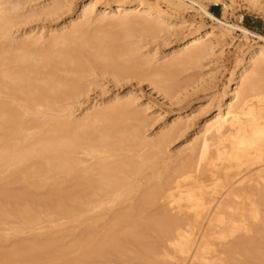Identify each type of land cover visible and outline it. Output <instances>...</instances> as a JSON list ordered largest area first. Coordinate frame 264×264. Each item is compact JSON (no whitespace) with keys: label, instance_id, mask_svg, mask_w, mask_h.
I'll return each mask as SVG.
<instances>
[{"label":"rangeland","instance_id":"obj_1","mask_svg":"<svg viewBox=\"0 0 264 264\" xmlns=\"http://www.w3.org/2000/svg\"><path fill=\"white\" fill-rule=\"evenodd\" d=\"M120 1L123 3L127 2V4L125 3V11L122 13L115 11V6ZM140 1H147L146 3L149 4L152 2L151 5L155 4L169 18L159 21L155 17L145 15L139 9H136V4ZM90 2H97V5L93 9L92 17L87 21L86 19H82L81 15L88 8L87 5ZM21 4L16 13L12 14L11 21H13L14 25H12L13 27H11L8 37L6 36L7 39L0 38V54L9 52L15 45L25 42V40L28 43H33L35 39L43 38L41 39V41L44 40L41 42L43 44L40 43L37 46H33L37 51L38 49L42 51L44 48L49 47L48 45L50 44L48 43H51V39L49 40V38L52 36L68 33L72 30L73 25L85 23L83 31H85L86 36L84 37L86 39L89 36L90 38H93V36L94 38H101L104 35H110L107 33L109 32L111 33L110 36H116L115 38L120 40L117 44L122 45L126 49L134 48L137 55L134 56V61H129L128 58L130 57L127 58L125 56L120 57V59L116 58L121 68L125 67L123 68L125 71L122 69V72L119 74L117 71L112 70L104 72L99 68H95L89 74H86L85 77L83 75L79 76V74L77 75L69 70L67 71L65 67L63 69L60 67L61 70L57 69L58 73L55 71L58 77L70 79L76 83L78 77L81 79L83 76L81 81H78L82 85L81 93L75 97H71L72 99L68 97V99L64 98L65 100L63 99L57 105L61 108L57 107L52 112L46 111L41 106L37 107L38 111L44 113V117L55 118V120H63L65 118L78 123L85 120L94 111L110 109L117 105L125 106V104L131 103V105H128L131 110L125 111L124 114L120 115V117H124L122 119L119 117L120 119L118 118L117 120L118 132L115 133L116 135L114 134V138L116 137L117 140H111V143L117 150L112 156L109 155L110 157L107 153L103 152L101 155L97 154V158H92L87 151V146L92 143V140L93 143L91 145L98 138L103 137L102 134H107L102 129L104 127L102 124L96 123V126L93 125V128L90 125V127L87 126L84 130L80 131V129L84 128L82 126L76 130L84 142L87 139L91 141L90 143L89 141L85 142L86 144L83 142L84 147L79 149V153L77 152L76 154L78 163L80 162L77 166V171H81L76 176L77 178H68L64 174H52L46 175V177H44L45 175H40L41 179V177H38L39 175L36 176L38 178L33 177V174L29 175L32 178L25 179L24 176L28 173L25 170L36 169L38 164L40 166L44 165L45 160L39 157L40 155L38 154H36V156L38 155L37 157L29 156L30 160L27 158L26 161H18L15 165L13 164L14 166L12 165L13 167L10 166V169H1L0 264H49L51 261L54 262L63 258L69 259L70 264H264V204H262L263 207L259 206L261 203H264L260 202L262 201L260 200L261 197L264 196V179H261V181L258 177L260 174H263L262 171L264 172V162L263 164L262 162L257 163L250 168L245 166L241 170L235 168L227 172L230 174L229 176L235 177L233 183H238L232 189L241 191L238 196L229 195L227 197L229 192H231V188H225L229 185L219 181V178L220 180L224 179L225 172L221 168L220 170L218 168L219 166L222 167L221 162L214 161L217 158V141L212 140L209 158L204 162L199 160L200 147L199 143L195 142L196 138L198 139L204 133L205 125L219 114V109L223 106V112H226L228 105L233 103L232 98L236 88H241L244 84L242 80H237L236 78L242 71V67L246 68L252 64V61L246 60L247 54L252 49L264 47V41L254 37V35H246L239 30L230 31V29L228 30L218 23V21L212 20L207 16L203 8L207 12L214 14L223 23L235 27H244L264 36V0H23ZM110 5L112 6L111 8H109ZM126 14H129V22L124 21L127 16ZM100 18H104L105 20L100 21ZM145 22H149V24L154 26V32H149L142 27ZM187 40H197L199 43L197 42L196 44L203 46L204 50L200 58H196L192 62L182 63L181 61L184 60V56L186 57V52L182 49ZM196 44L195 46H197ZM130 59L133 60V58ZM148 60L149 64H146ZM178 60L181 63H178ZM170 65H172V68ZM13 67L14 70L17 68L14 65ZM2 68L4 70V67ZM253 69L252 67L250 68V72L252 70L251 73L249 72L250 74L253 73ZM250 74H248L249 76L244 82H247V79H253ZM42 75L43 77L46 76V79L48 76L47 71H44ZM41 77H37L40 78L38 80H42ZM38 80L36 83L44 85L43 82H38ZM171 88L172 90H170ZM261 89L264 91V85H262ZM7 91L6 88H2L1 92L3 94L0 96V101L11 99ZM259 91L251 93V97L261 96V93H263V96L260 98H264V92ZM54 94L53 92L51 95ZM18 96L19 98L17 97L18 99L15 102L23 104L24 96ZM252 103L257 105L259 102L253 99ZM263 104L264 102L261 105L259 103L257 106L264 107ZM31 116L28 117L27 115V118L25 116L22 122L23 124L24 122L26 123L22 128L27 129L30 134L35 130L32 122H38L37 120H39V118L36 120L34 119L36 117L33 116V118ZM39 122H43L42 119ZM50 126L51 124L47 125L45 129L47 131L51 130ZM47 131H45L46 136L45 134L40 136V138H43L42 140L55 136L50 132V134L47 133ZM20 133L22 132L20 131ZM15 134L16 132H12L11 136L9 134V138L5 141V144L2 143L0 135V152L3 147L9 146L10 143L11 146H13V142L15 145L19 144V142H16L19 137L12 139V136H15ZM132 134H135L134 137ZM138 134L140 135L138 136ZM162 137L170 141L167 140L168 143L165 142L163 144L166 147L159 145L160 147L150 148L145 144L157 143ZM40 138L37 139L41 140ZM124 139L128 145L124 143L121 146L119 141H124ZM127 139L129 140L127 141ZM101 140L96 141L95 145ZM44 141L39 142L42 143ZM193 141L194 143H192ZM39 142H36L38 144H34L40 148L44 147V143L39 144ZM140 142L142 146L138 144ZM26 145L29 146V144ZM136 147L138 148L136 149ZM34 148L36 149V147ZM161 152L164 153L162 154ZM33 154L35 155V153ZM149 155L156 156L154 165L158 163V160L159 163L155 166L150 165V167H147L149 166L147 165L144 167L145 169H141L140 173L136 175L132 174L131 167L126 166L123 168L126 171L124 172L126 175L120 176H123L124 185L130 187L128 183L130 185L134 184L133 186H136V190H134L135 192H131L126 198L121 199L119 203L114 202L115 200L112 197L115 198L121 188H117L118 190L112 189L111 191L115 190L117 194L114 191V194L110 191L111 195L108 194V198L107 195L99 196L103 189L100 192L97 189L99 193H96L97 190L95 191V189L93 190L94 192L92 190L88 191L89 184L93 179L95 181L98 176L96 171L92 172L91 175H87L85 169L95 166L99 162V159L108 158L111 166L116 167L118 163L120 164L122 157L123 159L126 158L124 159L125 161L123 159L122 161L128 162L132 160L131 158L135 160L137 159L136 156H141V158H138L140 160H135L140 162L143 156L147 157ZM43 161L44 163H41ZM210 163L218 164V169H214ZM178 169L179 172L177 171ZM217 171L218 173L221 171L223 173L218 174L216 173ZM213 172L217 174V177L214 178ZM34 173H36V170ZM81 173L84 174V177H82ZM26 177L28 178V175ZM245 177H249V182ZM262 177L264 178V176ZM217 178L221 182L220 185L216 182ZM244 178L245 183L242 182V185H240L239 182L243 181ZM214 180L216 183H214ZM88 181L89 183H87ZM215 184L219 188H216ZM178 185L182 186L181 188L184 192H187L189 188H195V191L192 189L194 193L199 190L195 196H198L197 198L199 199V196L203 195V197L200 196V199H205L203 203H207V209L196 211L191 209L190 203L186 202L185 199L180 201L179 196H176ZM128 187L124 189H128ZM213 187H215V191ZM216 189L218 190L217 192ZM225 190L230 191L225 193L227 192ZM83 191H86L84 193L88 192L87 196L84 195ZM253 193L254 195H252ZM104 194H106L105 191ZM172 194L180 202L176 200L177 203L171 201L174 198ZM214 194H218V196ZM183 196L186 198L185 195ZM220 196L222 197L221 202L218 198ZM100 197L104 200H101ZM147 197H149L148 200ZM245 197L246 199H244ZM213 199L214 202L212 201ZM216 199L219 200L218 204L226 205L220 207V209L223 208L221 210L226 212L223 218L224 223L218 222L216 224L215 221V224L210 226L209 221L215 219V216H213L215 213L212 216L210 214L211 212H216V206H218ZM112 200L113 204H111ZM100 201L104 202L103 207L99 205ZM209 201H211L212 206L208 205ZM255 203L258 206H254ZM215 204L217 205L215 206ZM60 205H67L65 207L68 208L72 206L71 212L75 206H82L83 209L86 207L87 210L90 207L93 210L85 211V213L87 212L86 218L82 217L83 219H80L79 216L76 220H72L75 218L69 215L70 212L67 214L69 209H62ZM252 206L257 207L254 208ZM82 207H80V210ZM75 212L73 213L74 215L83 213L82 211L81 213ZM165 212L174 221L171 225L166 223L164 226V222L162 223L161 221L162 225L160 222H156L157 217L160 218ZM248 212L252 213V215L257 212L255 214L257 220L253 219L255 216L252 217ZM198 213L202 214L198 217ZM207 215L211 216V218L207 217ZM124 217L128 219L125 218V222ZM228 217H232V220ZM233 218L236 221H234L235 223H233ZM151 219L153 221H150ZM237 220L240 221L238 222ZM126 221L128 222L126 223ZM244 221H246V224ZM120 223L121 226L119 225ZM231 224H234L233 227ZM145 225L146 228L144 227ZM148 226H151L152 229ZM226 227L228 228L226 229ZM230 230L235 231L230 232ZM211 233L213 236H211ZM105 234L109 237L112 234L111 238L109 239ZM116 234L117 236H115ZM187 234L188 237H192L190 239L193 242H190L192 252L187 256H182L178 254L180 253L178 249L181 243L185 242L182 238L180 241V237L187 238ZM205 235L208 237L207 239ZM101 237L105 238L102 239ZM113 237H115V240ZM98 238L103 243L107 242V245H100V250L97 247L99 245L96 244V241H100ZM92 239L94 242L92 244L93 247L90 246ZM112 240L115 242L113 243ZM241 240H246L247 242L249 240L248 245L244 241L245 246H243ZM111 241L112 243H109ZM203 241L206 244L209 243L211 246H208L209 249H206V251L205 248L200 249ZM78 243L81 244L78 245ZM177 243H180V245L178 244L177 246ZM48 244L51 247L46 248ZM81 245L83 246L82 249L91 247V249L87 248L88 250L85 248L87 254L81 253L82 249L76 248V246L79 247ZM103 245H105V248ZM197 245H200V247ZM236 245L240 247L238 246L237 248ZM72 247L75 249L73 250ZM37 249H43V252L42 250L37 252ZM197 249L198 251L200 249L205 252H199L200 257H197ZM232 249H234L233 252ZM136 250L138 255L142 254H140L142 258L146 256L143 261L141 256L136 255ZM82 252L84 251L82 250ZM8 254L9 256L12 255V257H8ZM66 254L69 256L65 257L64 255ZM83 255L86 256L84 257ZM193 255H197V258Z\"/></svg>","mask_w":264,"mask_h":264},{"label":"bare ground","instance_id":"obj_2","mask_svg":"<svg viewBox=\"0 0 264 264\" xmlns=\"http://www.w3.org/2000/svg\"><path fill=\"white\" fill-rule=\"evenodd\" d=\"M12 1L13 0H0V38L1 39L2 38L3 39L4 38L7 39L6 36L8 37V34H10V29H11V27H13L12 25H14L13 21H11L12 20V17H13L12 14L13 13H16V11L21 7V5H22L21 3H22L23 0L22 1H19V0L16 1V0H14L13 2ZM146 2H144V1L138 2V4H136V9H139L140 12H143L145 15H147L149 17H155L159 21H162V20H165V19L169 18L167 16V14L165 12H162L155 4L154 5H151L152 2H150L151 4L146 3ZM125 3L127 4V2H125ZM125 3H123V2L120 1L118 3V5L115 6V11H118L120 13L124 12L125 11L124 8L126 6ZM96 5H97V2H95V3L90 2V3H88V5H87L88 8H86L84 10V12L81 15V18L82 19H86L87 21H89L90 20V17H92L91 14H93V9H94V7ZM216 5H218V3H216ZM111 7L112 6L110 5L109 8H111ZM203 10L207 13V16H209L214 21H218V23H220L222 26L226 27L228 30L229 29H230V31L231 30H237V31L239 30V31H242L246 35L247 34L254 35V37H257L258 39L264 41V36L259 35L257 33H254V32H252V31H250V30H248V29H246L244 27H240V26L239 27H237V26L235 27V26L229 25L227 23H223L214 14L207 12L206 9H204V8H203ZM128 15L125 17V20H124L126 22H129L130 21ZM99 20L100 21L101 20L103 21L105 19L104 18H100ZM84 24L85 23L73 25L72 30L70 32L64 33V34H61V35H58V36H55V35L52 36L51 38H49V40L51 39L50 40L51 43L50 42L48 43V44H50V45H48L49 47H47L46 49L44 48V50H42V51H39V49L37 51V49H34L33 46L39 45L42 41H44V40L41 41V39H43V38H41V39H35V42H33V43H31V42L28 43L25 40V42H22V43H20L18 45H15L9 52H5V53H1L0 54V96H1V94H3V92H1L2 91V88H6V90H8L7 92H9V97L12 99V100L10 99L8 101H0V135L2 137V143H4V144H5V141L8 140L9 134H10V136L12 135V132H16L15 136H12V139L15 138V137H16L15 139H17L19 137L17 139L19 141L16 140V142H19L18 145L13 144L14 143L13 142L12 143L13 146H11L10 145L11 143H10L9 146L6 145L7 147L6 146H5V148L3 147L2 151L0 152V171H1V169L3 170L5 168H9L13 164L15 165L16 163H18V161L19 162L26 161L27 158H29V160H30V157L36 156V154H38V155H40L39 157H41V158H43L45 160V163H44V161L41 162V163H44V165L41 164L42 166H40V164H38L39 167L38 166H37V168L35 167L36 169H32V170L27 169V170H25L26 172L28 171V173H26V174L24 173L25 174V176H24L25 179H27V180L30 179L31 176H29V175H33V174H34L33 177L35 176V178L41 177L43 175H45L44 177H46V175H52V174H54V175L55 174L56 175L57 174H64L68 178H74V177H76L78 175L79 172H81V171H77L78 170L77 166L80 164V162L78 163V160L76 158V154L79 151V149H82L84 147V144H86L85 142L89 141L87 139L84 142L83 139H82V137H81V135L78 134L76 130L80 129V127H82V126L84 128L83 129H80V131L81 130H84L85 127H87V126L90 127V125H92V128H93V125L96 126V123L97 124L98 123L102 124L104 126V127H102V129L104 131H106L107 134L104 132L106 135L102 134L103 137L98 138V140L102 139L98 144L95 145L96 141H98V140H96V141H94L95 143L93 145H91L93 143V140H92V143L87 146V151L89 153V156H92V158L93 157H96L97 158V154L101 155V153H103V152L105 154L107 153L108 156L109 155L112 156V154L117 150L116 147L111 143L112 142L111 140L112 139L113 140L116 139V137L114 138V136L116 135L115 133L118 132V128H117V125H118L117 120H118V118L120 117V115L124 114L125 111H129L130 108H129L128 105H131V103L130 104L128 103L127 105L125 104V106H123V105H117L116 107H112L110 109L94 111L91 115H89L88 117H86L85 120H83L82 122H78V123H74L73 121H71L69 119H65V118H64L65 120L64 119L63 120H59V119H56L55 120V118L54 119L53 118H49V117L47 118V116L44 117L43 116L44 113H42L41 111H38V108H37V107L41 106L46 111H48V112L51 111L52 112L55 108L57 109V107H59L57 105L64 98L68 99V98L77 96L79 93H81L80 90H81V87H82V85H80L78 83V81L80 82L83 76L85 77L86 74H89L95 68H99L100 70H103L104 72L111 71V70L112 71H117L118 74H119L120 72H122V69L125 68V67L121 68V65H119L117 63L118 61H116V58L117 59H120V57H124L125 56L127 58L128 57L133 58V60L130 59V58H128L129 61L130 60L131 61H134L135 60L134 59V56L137 55L136 54V50L134 48L133 49H126L125 47H122V45L120 46V44H117V42L120 41V40H117L115 38L116 36L115 37L110 36L111 33H109V32H107V33L110 34V35H104L105 38H104V36H102L101 38L100 37L94 38V36H93V38H90V36H89V37H87L88 39H86L84 37V36H86L85 35V31H83V28L85 27ZM124 24H125V22H124ZM142 27L145 30L149 31V32H154V30H155L154 26H152L151 24H149V22L148 23L145 22L142 25ZM230 31H229V33H230ZM102 32H104V31H102ZM104 33H106V32H104ZM100 34H102V33H100ZM197 42H198L197 40H194V41L187 40L186 41V43L184 44V47L182 49L184 52H186V57L184 56V60L181 61L182 63L183 62L184 63H186V62H192L194 59L196 60V58H200L202 56L204 48L201 45H197L196 44ZM41 44H43V43H41ZM195 44L197 46H195ZM31 47H33L32 49L34 51L31 49ZM248 59L250 61H252V64H251V66L249 65L246 68L242 67V69H241L242 71L239 73L238 77L236 78L237 80L238 79L242 80L244 84L241 86V88H236V91H235V93L233 95V98H232V102L233 103H231L230 105H228L226 112H223V106H222L219 109V114L213 120L209 121L205 125V131L202 134V136L200 135V137H198V139L196 138V140H195L196 143H199V147H200V149H199L200 150V158H199V160L201 162H204V161L208 160L209 154H210L209 152H210V148H211V144H212L211 142H213L214 140L217 141V144H218V148L216 149L217 150L216 151L217 158L214 161L221 162L220 164H221L222 167H220V166L218 167V164H216V163L213 164L214 163L213 161H212L213 163H210V164L213 166L214 169H218L219 168V170H220V168H221V170L223 172H225L224 173L225 174L224 175V179L222 178L224 181L222 179L220 180V178H219V181L224 182V183H226L227 185L230 186V187L229 186L225 187V188H231L230 189L231 192H229L230 190L229 191L225 190V191H227L225 193H228L229 192L228 195L227 194H224V195H227V197H229V195L235 197V196H238V194L241 193V191L233 190L234 187H235V185L236 184L238 185V183H233V179L235 177L229 176L230 174L227 173V172H230L231 169H235V168L238 169V170L239 169L241 170L245 166L247 168H250L252 166H255V164H257V163L259 164V163L262 162V164H263V162H264V107H258L257 106L259 103L261 105L262 102H264V98H260V97L263 96L262 95L263 93H261V96L258 94L259 96H257V97L256 96L255 97H253V96L251 97V95H252L251 93L258 92L262 88V85H264L263 84L264 83V77H263L264 76V74H263L264 73V65H263L264 47L258 48V49H252L247 54V56H246V60H248ZM179 60H181V59H179ZM146 62H147L146 64H149L148 63L149 60L146 61ZM181 62L179 61L178 63H181ZM13 65L15 67H17L16 68L17 70L15 69L16 71L14 70ZM171 66L172 65H170V67ZM2 67H4V70H3ZM60 67H62V69H63V67H65V68H67L66 69L67 71L69 70L70 72H73V73H75L77 75L79 74V76L80 75H83V76L81 77V79H79V77H78V79L76 80L77 83L75 81H73V80H70V79L67 80L66 78L58 77L56 75V72L55 71H57V69L59 70ZM251 67H252V69L254 68L253 69L254 71H253L252 74H250L252 72V70L250 72V68ZM169 70H170V68H169ZM44 71H47V75L48 76H47L46 79H45L46 76L43 77V75H42V74H44ZM58 72L59 71H57V73ZM126 72H127V70H126ZM248 74H250V76L253 79H251V80H248L247 79V82H244V80L246 78H248V76H249ZM138 75H140V74H138ZM37 77H41L42 80L44 78V80L43 81L42 80H38L40 78H37ZM83 79H85V78H83ZM37 80H38V82H43L44 85H42V83H36ZM170 90H172V88ZM260 91H262V89ZM53 92L55 94L54 95H51ZM262 92H264V91H262ZM18 95H23L24 96V98H23V100H24L23 102L24 103L23 104H20V103L17 104L15 102L16 99L19 98ZM3 99H4V97H3ZM253 99L257 100V102H259V103L257 105L256 104L254 105L252 103ZM15 103H16V105H14ZM132 106H133V104H132ZM59 108H61V107H59ZM61 111H62V109H61ZM27 115H28V117L31 116V115H33L34 117H36V118H34L33 116H31L34 119L37 120V118H39L40 121H41V119L43 121V122H39V120H37L38 122H36L34 120L35 122H32L33 123L32 126L35 129L34 131H36L35 133H33L34 132L33 131L32 134H30V133H28V130L27 129H23L22 128V127L25 126L24 124H26L25 122H24V124L22 122L24 121L25 116L27 118ZM132 115H133V113H132ZM123 117L124 116H122L120 118L122 119ZM34 123H37V124H34ZM42 123L44 124V126H43ZM49 124H51V126L49 127V128H51V130H48L47 131L45 129V127L47 125H49ZM118 127H120V126H118ZM20 131L22 133H20ZM45 131H47V133L50 132V133L53 134V136L54 135L55 136L52 137V138H50V139L49 138L48 139L47 138H44V140H45L44 141V140H42L43 139L42 137L40 138V136L41 135H44V134L46 136L47 134H46ZM101 132H103V131H101ZM19 133L22 134V135H20ZM56 135H58V136H56ZM134 135H133V137H134ZM139 135L140 134H138V136ZM26 138H28V139H26ZM37 138L38 139L40 138L41 140H38ZM30 139L34 140L35 142L33 141V143H32V140H30ZM128 140L129 139H127V141ZM135 140H137V139H135ZM167 140L169 141V139H167L165 137H162V139L160 141L158 140L159 142H157V143L156 142L155 143L152 142V143H145V144H146V146H148L150 148H153V147L156 148V147L164 146L163 144H165V142H167ZM39 141L40 142L41 141H44V142L40 143ZM216 141H215V143H216ZM25 142H27V143H25ZM36 142H39V144H43L44 143L43 144L44 147L40 148L38 145L36 146L34 144ZM83 142H84V144H83ZM90 142L91 141H89V143ZM119 142H120V145L121 146L124 145V143H126L125 142V139H124V141L121 140ZM192 143H194V141ZM26 144H29V146L26 145ZM36 144H38V143H36ZM138 144H141V142L138 143ZM226 144H227L228 147L226 146ZM115 145H117V144L115 143ZM126 145H128V144L126 143ZM194 145H196V144H194ZM141 146H142V144H141ZM34 147H36V149ZM164 147H166V146H164ZM38 148H40V149H38ZM120 148H123V147H120ZM137 148L138 147H136V149ZM85 149H86V147H85ZM87 151H86V153H87ZM33 153H35V155ZM39 157H38V159H39ZM136 157H137V159L134 158L135 160H140L138 158H141V156H139V157L136 156ZM143 157H142V159H141L140 162H137V161L133 160V158H131V157L130 158L132 160H130L128 162H124L125 161L124 159H126V158L123 159V157H122V159L124 161H122V159H121L120 164L118 163L117 164L118 166H116V167H113V165L111 166V164L108 161V158L107 159H104L103 158L104 160L102 158H101V160L98 158L99 159V162L96 163L95 166L90 167L91 169L89 167H88L89 169H85L87 175H91L92 172H95L96 171L97 172V176H98L95 181L93 179V181H91V183L89 184L90 185V187L88 188L89 190L88 189H86V190H88V191L92 190L93 191L95 189V191H96L97 189H99V192H100L103 189L106 194H104V191L102 190V192H100V195L99 196H101V195H107V198H108V194L111 195L110 191L112 189H115L116 190L117 188H121L120 192H118V195H116L115 198L112 197L115 200L114 202H118L119 203L121 199H124V197L126 198V196H129V194L131 192H133L134 190H136V186H133L134 184L133 185H130V183H128L130 187H128V185H126V186L124 185L123 178H122L123 176L122 177L120 176V175H124V174L126 175V173H124L126 171L123 170V168H125L126 166L131 167V169H132L131 171L133 172V173L132 172L131 173L133 175H136L137 173H140L141 169H143L147 165H149L147 167H150V165L151 166L154 165V163H155L154 160L156 159V156L155 155L154 156L153 155H149V156L144 157V158ZM212 160H213V158H212ZM209 161H211V160H209ZM158 163H159V160H158ZM158 163H156V164H158ZM35 170H36V173H34ZM177 171L179 172V169ZM232 171H234V170H232ZM49 172H51V173H49ZM82 172L85 173L84 171H82ZM216 173H218V171ZM216 173L213 174L214 175V178L217 177V174ZM220 173H218V174H220ZM240 173H241V171H240ZM262 173L264 174L263 171H262ZM263 174H260V176L257 175L259 177V180H261V179L263 180L264 179L262 177V176H264ZM26 175H28V178L26 177ZM83 175L84 174H82V177H84ZM36 176H38V177H36ZM130 177L132 178V176H130ZM130 177H128V178L131 179ZM245 178H244L243 181L239 182L240 185H242L241 184L242 182L245 183ZM248 178H246V179L249 182V179ZM41 179H42V177H41ZM89 179H90V177H89ZM197 180H198V178H197ZM219 181H218V178H217L216 179V182H218L217 184L220 185L221 182H219ZM216 182L214 180V183H216ZM87 183H89V181ZM192 183H193V181H192ZM217 184H215L216 185V188H219ZM263 185H264V183H263ZM124 186L125 187H128V189H124L125 188ZM181 187L182 186H179L178 185L177 188H176L177 189L176 196H179L178 198H180L179 199L180 201L185 199L186 202L190 203L191 209H194L196 211L197 210H200V211L202 210L203 211V210H206L207 209L206 208L207 207V203H205V202L203 203V201H205V199L204 198H203L204 200L203 199H200V196L203 197V195H200L199 196V199L197 198L198 196H195V195L198 194L196 192L199 191V190H197L195 192L196 193L195 194L193 192V190L195 188H189L187 190V192L186 191L184 192V191H182L183 189ZM213 188H214L213 190L215 191V187H213ZM122 189H124V191H122ZM198 189H200V188H198ZM115 190H113V191L116 193ZM113 191H111V192L113 193ZM217 191L218 190L216 189V192ZM84 192H86V191H83V193ZM99 192L97 190L96 193H99ZM87 193H84V195L87 196ZM218 193H220V192H218ZM262 194H263V192H262ZM172 195H171V197H172ZM183 195H185L186 198ZM216 195L218 196V194H216ZM252 195H254V193ZM81 196H83V195L81 194ZM176 196L174 197V195H173V197L175 199L173 198L174 200L172 199L171 201H174L175 203L180 202L179 200L177 201ZM103 197L105 198V196H103ZM152 197H153V195H152ZM101 198L102 197H100V199ZM148 198L149 197H147V200H148ZM158 198H160V197H158ZM218 198H219V200L221 202V200H222L221 198L222 197L220 196ZM239 199H240V196H239ZM239 199H235V200H239ZM244 199H246V197ZM101 200H104V199H101ZM219 200L216 201L217 204H218V201ZM260 200H262L260 202H264V196H262ZM122 201H124V200H122ZM212 201L214 202V199ZM231 201H232V199H231ZM111 202H112L111 204H113V200ZM174 202H171V203H174ZM210 202L211 201L208 202L209 203L208 205L209 206H212V204ZM63 203H64V200H63ZM100 203H102V204H100ZM100 203H99V205H102V207H103V203L104 202L100 201ZM157 203H158V201H157ZM217 204H215V206ZM262 204H264V203H261V205H259V206L261 207ZM255 205H257V204L255 203L254 206ZM65 206H67V205H63L61 207H62V209H66V210L69 209V211H67V214L70 212L69 215H72V218H75V219H72V220H76L77 217H79V216H80V219L82 217L83 218H86L87 217V212L91 210L90 207H89L88 210H87L86 207H84V209H85L84 210L83 207L80 206V207H82V209L80 210V207L79 206H77V207L75 206V207H73L74 210H72V212H71L72 206H71V208L70 207L68 208V207H65ZM97 206H96V209H97ZM154 206H152V207H154ZM221 206L223 207V206H226V205H222L221 203H219L218 206H216V210H215L216 212H211V214H210L211 216H212V214L215 213L213 215V216H215V219H213V220L211 219L209 221L210 222L209 223L210 226L214 225L215 223L218 224V222H220L221 224L224 223L223 218H224V215H225L226 212L223 211V210H221L223 208L220 209ZM228 206H230V205H228ZM254 206H252V207H254ZM187 207H188V205H187ZM256 207H254V208H256ZM101 209H103V208H101ZM92 210H93V208H92ZM238 210H239V208H238ZM77 211L80 212V213L82 211L83 213H81V214L78 215ZM85 211H87V212L85 213ZM104 211H106V210H104ZM241 211H242V209H241ZM243 211H245V210H243ZM74 212L77 213V214L74 215L73 214ZM253 212H254V210H253ZM257 212L256 213H253L254 215H252V213H250V212H248V213H249V215L251 214L252 217L255 216L253 219H256L257 216L255 214H257ZM65 213H66V211H65ZM200 214H202V213H198L197 216L199 217ZM235 214H237V213H235ZM73 216H76V217H73ZM208 216L209 215H207V217ZM211 216H209V217L211 218ZM234 216H236V215H234ZM126 217H124V222L127 219ZM133 217H134V215H133ZM195 217H196V215H195ZM132 218H131V220H133ZM179 218H180V216H179ZM212 218H214V217H212ZM228 218L231 219L232 217H228ZM88 219H90V217H88ZM88 219H85V220H88ZM171 219H170L169 215L165 212V213H163L160 216V218L157 217L156 222L157 223L158 222L161 223V221H162V223L164 222V226L166 225V223H168V224L171 225V223L174 222ZM198 220H199V218H198ZM244 220H246V219H244ZM150 221H153V220L151 219ZM200 221H201V219H200ZM234 221L235 220L233 218V223L236 222V221L235 222ZM237 221L239 222L240 220H237ZM246 221H244L245 224H246ZM127 222L128 221H126V223ZM140 222H141V220H140ZM162 223H161V225H162ZM175 223H177V222H175ZM220 223H219V225H220ZM141 224H140V226H141ZM116 225H118V224H116ZM119 225L121 226V223ZM146 225L144 226L145 228H146ZM170 225H169V227H170ZM233 225H232V227H233ZM134 226H136V225H134ZM169 227H168V229H169ZM228 227H226V229ZM232 227H231V229H232ZM149 228H151V226ZM234 228H235V226H234ZM112 229H110V230L112 231ZM215 229H216V226H215ZM163 230H164V228H163ZM235 230H230V232L231 231H235ZM115 233H117V232H115ZM108 234H110V233H108ZM105 235H106V237H109V236H107V234H105ZM111 235H110L109 239L111 238ZM182 235H183V233H182ZM115 236H117V234ZM186 236H187V238L180 237V241H181V238H182L185 243H183V244L181 243V245H180V243H177V246H178V244L180 245V248L178 249L180 253H178V254H180L182 256L183 255L184 256L185 255L187 256V255H189L190 252H192L191 251L192 248H191V244H190V242H192L190 240L192 237L191 238H190V236L188 237V234ZM211 236H213V234ZM93 237H91V238H93ZM104 238H102V239H104ZM207 238L208 237L206 236V239ZM109 239H108V241H109ZM113 239L115 240V237H113ZM98 240H100V238H98ZM114 240H112L113 243L115 242ZM101 241L102 240L96 241V244L99 245V246H97L99 250L101 249L100 245H102V244H106L107 245V242L106 241H105L106 243L105 242L103 243V241L102 242ZM112 241L109 242V243H112ZM244 241H246V240H243L242 241L243 242V246H245L244 245ZM89 243H90V241H89ZM93 243L94 242H93V239H92V243L90 244V246H92ZM245 243L246 244L249 243V240H248V242L246 241ZM79 244H81V243H78V245ZM83 244L84 243L82 241V245ZM85 244H86V241H85ZM96 244H94V245H96ZM82 245L79 246V247L76 246V248H80V250H81L82 247H83ZM109 245H111V244H109ZM203 245H205V246L203 247ZM240 245H242V244L240 243ZM46 246H44V247H46V248H48L49 246L51 247V245H49V244L46 245ZM86 246H89V245H86ZM90 246L89 247H85V248L86 249L87 248H90L91 249ZM103 246L105 248V245H103ZM197 246L200 247V245H197ZM208 246H210L209 243L206 244V242L204 243V241H203L202 247L200 249H204L205 248V251H206V249H209ZM236 246L238 248L239 245H236ZM74 247H72L73 250L75 249ZM97 247H96V249H97ZM175 247H176V245H175ZM199 247H197V248H199ZM72 248H71V250H72ZM85 248L82 249L84 252H82V250H81V253H84V254L86 253L87 254V252H85V251H87L88 249L86 250ZM43 249H40V250L37 249L36 251L39 252V251L42 250V252H43ZM175 249H177V248H175ZM200 249H199V251H198V249L196 250V251H198V253L196 252L197 255H198V256L196 255L197 257H200V253L199 252H202V253L205 252L204 250L202 251ZM234 249H232V252L234 251ZM102 251H104V250L102 249ZM92 252H91V255H92ZM136 252H137V250H136ZM33 254H35V253H33ZM140 254L138 255V252L136 253V255L139 256V257L142 255V254L141 255ZM67 255L68 254H66L64 256L65 257H68L69 255L68 256ZM91 255H90V257H91ZM100 255H101V253H100ZM144 255H146V254H144ZM83 256L85 257L86 255H83ZM88 256H89V254H88ZM193 256H195V255H193ZM196 256H195V258H197ZM8 257H12V255L9 256V254H8ZM145 257L146 256H143V258H142V256H141L142 261H143V259ZM144 261H146V260H144ZM54 262H55V264H70V260L69 259L67 260L65 258H63L61 260L59 259L58 261L56 260ZM54 262L51 261L49 264H53ZM143 264H145V263H143Z\"/></svg>","mask_w":264,"mask_h":264}]
</instances>
